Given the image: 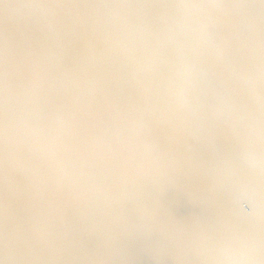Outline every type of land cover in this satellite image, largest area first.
Segmentation results:
<instances>
[{
	"label": "water",
	"instance_id": "obj_1",
	"mask_svg": "<svg viewBox=\"0 0 264 264\" xmlns=\"http://www.w3.org/2000/svg\"><path fill=\"white\" fill-rule=\"evenodd\" d=\"M259 3L0 0V264H264Z\"/></svg>",
	"mask_w": 264,
	"mask_h": 264
},
{
	"label": "snow or ice",
	"instance_id": "obj_2",
	"mask_svg": "<svg viewBox=\"0 0 264 264\" xmlns=\"http://www.w3.org/2000/svg\"><path fill=\"white\" fill-rule=\"evenodd\" d=\"M210 7H224V6H230V7H237V8H257V5L255 3H239L234 5H208ZM36 7H56V8H63V4H54V5H38ZM258 8L264 10V0H260V3L258 5ZM7 59H8V53H7V41L5 39V46H4V53H3V74H2V80H3V88L5 93V111L3 116V125L2 128H0V135L3 137V143L5 148V153L7 151V137H8V120H7V104H6V97H7V87H8V72H7ZM253 192V190L249 186H241L239 189V205L241 209L242 216L244 217H257L264 222V199H262L260 209L257 211L255 208H251V211H244L245 209L249 208L250 204V194ZM7 247V237L5 235V248Z\"/></svg>",
	"mask_w": 264,
	"mask_h": 264
},
{
	"label": "clouds",
	"instance_id": "obj_3",
	"mask_svg": "<svg viewBox=\"0 0 264 264\" xmlns=\"http://www.w3.org/2000/svg\"><path fill=\"white\" fill-rule=\"evenodd\" d=\"M239 199V198H238ZM251 209V208H250ZM257 218H258V216H257Z\"/></svg>",
	"mask_w": 264,
	"mask_h": 264
}]
</instances>
